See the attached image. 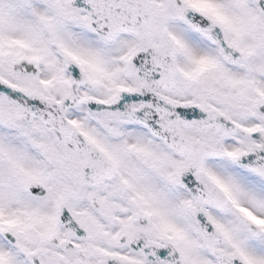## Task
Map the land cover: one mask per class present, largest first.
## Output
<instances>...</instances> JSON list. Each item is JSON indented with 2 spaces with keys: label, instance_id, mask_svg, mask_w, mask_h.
Segmentation results:
<instances>
[{
  "label": "snow or ice",
  "instance_id": "6c2138e0",
  "mask_svg": "<svg viewBox=\"0 0 264 264\" xmlns=\"http://www.w3.org/2000/svg\"><path fill=\"white\" fill-rule=\"evenodd\" d=\"M0 264H264V0H0Z\"/></svg>",
  "mask_w": 264,
  "mask_h": 264
}]
</instances>
